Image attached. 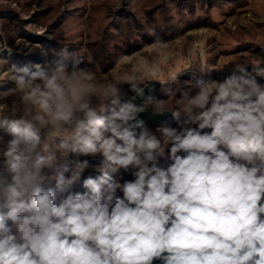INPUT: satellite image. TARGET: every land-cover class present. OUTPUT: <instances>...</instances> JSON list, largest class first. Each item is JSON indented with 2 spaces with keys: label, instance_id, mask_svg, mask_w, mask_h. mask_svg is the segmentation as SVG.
<instances>
[{
  "label": "clouds",
  "instance_id": "9594fccd",
  "mask_svg": "<svg viewBox=\"0 0 264 264\" xmlns=\"http://www.w3.org/2000/svg\"><path fill=\"white\" fill-rule=\"evenodd\" d=\"M146 32L153 51L132 53L123 79L67 47L8 69L0 264H264V55L189 61L200 75L181 88L183 72L157 79L173 41ZM149 111L175 126L151 128Z\"/></svg>",
  "mask_w": 264,
  "mask_h": 264
},
{
  "label": "rangeland",
  "instance_id": "374dc122",
  "mask_svg": "<svg viewBox=\"0 0 264 264\" xmlns=\"http://www.w3.org/2000/svg\"><path fill=\"white\" fill-rule=\"evenodd\" d=\"M150 26L164 40L173 41L175 54L174 65L165 59L172 53L161 55L163 71L156 69L157 79L183 72L181 88L184 81L200 75L188 67L189 61L212 69L237 57L254 63L257 54L264 55V0H0V90L13 87L8 80L12 64H44L65 47L85 63L90 58L104 73L123 79L132 53L153 51L144 47L153 41L146 32ZM117 56H122L119 63ZM141 70L145 75L152 71L143 64ZM230 71V66L223 72L213 70L205 78ZM151 94L167 98L161 83ZM146 122L153 129L175 126L170 114ZM89 173L98 174L90 168L84 175ZM76 190L83 191L79 185Z\"/></svg>",
  "mask_w": 264,
  "mask_h": 264
},
{
  "label": "trees",
  "instance_id": "16d2710c",
  "mask_svg": "<svg viewBox=\"0 0 264 264\" xmlns=\"http://www.w3.org/2000/svg\"><path fill=\"white\" fill-rule=\"evenodd\" d=\"M152 87H153V91L157 90L160 87V82H156ZM141 115L144 120H158V118L160 117V116H153L152 114H149V112Z\"/></svg>",
  "mask_w": 264,
  "mask_h": 264
},
{
  "label": "crops",
  "instance_id": "0c3cea01",
  "mask_svg": "<svg viewBox=\"0 0 264 264\" xmlns=\"http://www.w3.org/2000/svg\"><path fill=\"white\" fill-rule=\"evenodd\" d=\"M161 117H162V116H160V117L158 118V120H160ZM145 121H149V120H145Z\"/></svg>",
  "mask_w": 264,
  "mask_h": 264
}]
</instances>
